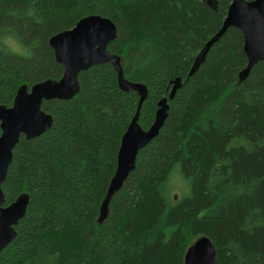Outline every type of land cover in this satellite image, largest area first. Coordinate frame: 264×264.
Listing matches in <instances>:
<instances>
[{"label":"trees","instance_id":"obj_1","mask_svg":"<svg viewBox=\"0 0 264 264\" xmlns=\"http://www.w3.org/2000/svg\"><path fill=\"white\" fill-rule=\"evenodd\" d=\"M231 2L0 0V105L12 106L22 85L62 78L50 39L90 14L115 22L109 52L127 80L148 88L140 125L151 127L163 98L169 104L104 213L139 92L122 89L107 62L79 74L72 99L45 100L52 128L21 136L2 184L7 205L21 194L29 204L0 264H185L204 235L217 264H264V61L241 76L248 57L232 26L191 73ZM174 175L184 190H170Z\"/></svg>","mask_w":264,"mask_h":264},{"label":"water","instance_id":"obj_2","mask_svg":"<svg viewBox=\"0 0 264 264\" xmlns=\"http://www.w3.org/2000/svg\"><path fill=\"white\" fill-rule=\"evenodd\" d=\"M204 1L213 9H218V0ZM232 26L242 30L244 51L248 57V64L241 76L246 78L257 63L264 61V0H232L221 29L203 46L191 73L200 67L212 45ZM116 38L117 25L111 18L100 14L82 17L74 27L61 31L50 39L57 61L64 66L62 78L38 81L30 88L22 85L12 106L0 105V254L16 238V226L26 215L29 204L28 194H21L15 201L6 204L2 184L13 159V150L22 135L26 139H34L52 128L53 116L43 110V102L72 99L79 92V74L82 71L93 65L112 62L118 72L121 88L127 91L133 89L140 94L136 115L121 140L117 168L102 207L104 213L112 195L123 186L135 169L139 151L159 134L168 116V98L159 102L151 127L143 128L139 123V116L141 106L148 97V88L124 77L120 58L111 54L108 49ZM180 86L179 78L170 98H173ZM185 264H217V250L212 239L206 235L198 237L187 249Z\"/></svg>","mask_w":264,"mask_h":264},{"label":"rangeland","instance_id":"obj_3","mask_svg":"<svg viewBox=\"0 0 264 264\" xmlns=\"http://www.w3.org/2000/svg\"><path fill=\"white\" fill-rule=\"evenodd\" d=\"M17 50L22 51V48H18ZM169 188H170L171 191L176 190V189H179V188H181L182 190H184L185 189V186L183 184V181L180 179V177H177V175H174L170 179ZM176 192L178 193V191H176Z\"/></svg>","mask_w":264,"mask_h":264}]
</instances>
